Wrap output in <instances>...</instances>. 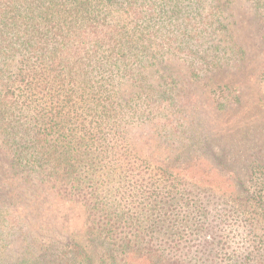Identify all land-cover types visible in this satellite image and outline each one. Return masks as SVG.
I'll return each mask as SVG.
<instances>
[{"label":"trees","instance_id":"16d2710c","mask_svg":"<svg viewBox=\"0 0 264 264\" xmlns=\"http://www.w3.org/2000/svg\"><path fill=\"white\" fill-rule=\"evenodd\" d=\"M203 193L264 219V0H0V264H183Z\"/></svg>","mask_w":264,"mask_h":264},{"label":"rangeland","instance_id":"374dc122","mask_svg":"<svg viewBox=\"0 0 264 264\" xmlns=\"http://www.w3.org/2000/svg\"><path fill=\"white\" fill-rule=\"evenodd\" d=\"M238 13L248 16L245 9H240ZM176 65L178 68H182L178 63ZM207 110L208 108L204 107L203 111L207 113ZM134 167L132 168L133 174H129L127 177L125 172L122 174L124 176L122 182L119 179H113L109 185L113 194L109 195V198L110 200L116 199V196L121 193V197L114 201L116 204H120L125 200L120 204L124 208L122 210L129 217L138 220L139 208L145 206L144 202H147V196L131 198V195L136 186H142L145 191L149 190V184L158 180L162 169L155 166ZM140 173L145 178H141ZM137 182L138 184H136ZM144 186L145 188H143ZM105 195L102 198L106 200ZM122 197H127V199ZM188 198L189 195L184 201H189V199L190 201L201 200V205L206 211L205 220L202 215H195V221L199 224L197 226L198 231H200L198 232L196 227H182L179 230L180 235H175L174 238L163 237L159 233L151 236L146 232L144 238L146 241L141 244V247L145 248L152 245L161 249L168 259L179 260L183 264H244L247 261L249 264H262L264 257V219L255 214L251 215L253 208L249 207L248 212L244 214L242 211H238L239 205H235L230 199L222 195L211 196L209 193H203ZM183 209L187 208L177 207L175 211L180 219L185 217ZM194 209L191 210L195 212ZM60 235V238L67 240L66 234ZM55 236L52 235L51 237ZM74 236L79 241L83 239L80 234L75 233ZM135 236L129 228H123L116 235L118 240L115 239L113 242L119 244L120 238L136 239ZM174 247L178 250L176 251Z\"/></svg>","mask_w":264,"mask_h":264}]
</instances>
